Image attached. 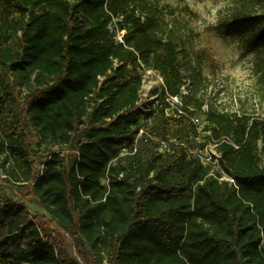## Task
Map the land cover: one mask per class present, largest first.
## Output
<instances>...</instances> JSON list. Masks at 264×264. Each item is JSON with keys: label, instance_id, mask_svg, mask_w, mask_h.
I'll use <instances>...</instances> for the list:
<instances>
[{"label": "trees", "instance_id": "16d2710c", "mask_svg": "<svg viewBox=\"0 0 264 264\" xmlns=\"http://www.w3.org/2000/svg\"><path fill=\"white\" fill-rule=\"evenodd\" d=\"M235 2L218 26L248 32L246 52L264 61V0ZM173 14L157 0H0V170L56 227L5 202L0 264H79L58 230L87 264H264V118L203 110L199 74L181 95L187 29ZM139 62L164 82L147 112ZM166 93L212 125L236 187L186 158L193 128L164 115ZM149 119L171 153L140 138L121 155Z\"/></svg>", "mask_w": 264, "mask_h": 264}, {"label": "rangeland", "instance_id": "374dc122", "mask_svg": "<svg viewBox=\"0 0 264 264\" xmlns=\"http://www.w3.org/2000/svg\"><path fill=\"white\" fill-rule=\"evenodd\" d=\"M157 1L174 9V14L168 17L170 20L173 18L186 25L187 30L181 31L184 38V46L181 48L185 50L181 65L186 82L181 92H186L187 95L191 91L195 94L192 79L199 74L203 82L196 96L204 99L206 105L203 110L209 106L231 114L238 112L264 118V61L257 60L254 52H246L245 45L250 36L248 32L218 26L221 20H227L237 9L235 0ZM184 6L193 13L183 12L181 9ZM257 11L264 16V4ZM110 30L115 36L114 39L119 41L123 32L117 31L113 25ZM151 81L154 83L146 84L141 92L142 105L150 92L160 91L161 84L155 78ZM38 149L41 159L45 160L50 148L40 146ZM59 150L60 148H54L51 152ZM5 178L3 170H0L2 201L23 204L31 217H37L44 222L49 231L56 229L46 213L20 193L22 188ZM58 232L67 253L77 259L79 264H87L77 257L68 235L61 230ZM88 264L94 263L91 260Z\"/></svg>", "mask_w": 264, "mask_h": 264}, {"label": "built area", "instance_id": "2783aa9c", "mask_svg": "<svg viewBox=\"0 0 264 264\" xmlns=\"http://www.w3.org/2000/svg\"><path fill=\"white\" fill-rule=\"evenodd\" d=\"M123 33L119 41H122ZM139 69L142 76V88L140 91V100H141V92L144 89L146 84L154 83L151 80L155 78L158 83L161 84V88L159 92H150L149 96H147V100L145 104H141L140 100L138 102V109L142 112L148 111V105L158 103L157 99L160 96L161 90L164 88V82L162 77L153 69L146 68L143 64L139 62ZM181 95H186V92H181ZM162 102V106L164 107L163 112L166 117L169 118H184L187 119L190 125L193 128V133L190 138L193 140L194 144L191 146L187 144H179L186 153L187 159H194L199 162L204 168L207 169L208 174L207 177L213 178L218 182H226L228 185L232 187L235 186L234 180L229 177L224 171L221 169L219 164L220 154L217 151V141L213 139L211 131L212 125L205 120L202 116L193 114L194 109L189 106H185L182 96H169L167 93L160 98ZM150 124V119L145 122H141L139 128L137 129V133L133 144L127 149L124 148L121 151V155H132L136 151V144L140 138H148L155 145V150L158 154L164 155L166 153H171V149L169 144L166 141H162L160 139L153 138L150 134H148L147 127ZM170 143H174V140H169ZM235 148H237L235 146ZM2 177V176H1ZM6 203L2 201L0 198V207L4 206ZM29 212V211H28Z\"/></svg>", "mask_w": 264, "mask_h": 264}]
</instances>
